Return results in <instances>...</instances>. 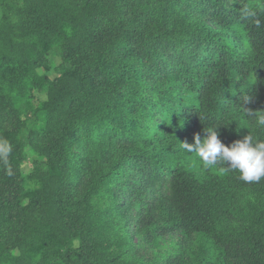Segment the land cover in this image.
Here are the masks:
<instances>
[{
    "label": "trees",
    "instance_id": "obj_1",
    "mask_svg": "<svg viewBox=\"0 0 264 264\" xmlns=\"http://www.w3.org/2000/svg\"><path fill=\"white\" fill-rule=\"evenodd\" d=\"M260 111L264 0H0V264H264V178L181 146Z\"/></svg>",
    "mask_w": 264,
    "mask_h": 264
},
{
    "label": "clouds",
    "instance_id": "obj_2",
    "mask_svg": "<svg viewBox=\"0 0 264 264\" xmlns=\"http://www.w3.org/2000/svg\"><path fill=\"white\" fill-rule=\"evenodd\" d=\"M244 102L249 101L245 98ZM248 112L255 113L251 110ZM255 126L264 129V111H260V115L255 117ZM217 128H205L203 131L206 136L203 139L199 133L194 134L193 143H181L183 150L195 153L205 166L225 165L233 171H238L240 178L245 182H258L264 178V140H257L248 134L230 145H225L219 139Z\"/></svg>",
    "mask_w": 264,
    "mask_h": 264
},
{
    "label": "rangeland",
    "instance_id": "obj_3",
    "mask_svg": "<svg viewBox=\"0 0 264 264\" xmlns=\"http://www.w3.org/2000/svg\"><path fill=\"white\" fill-rule=\"evenodd\" d=\"M229 4H234V0H229ZM23 169H24V172L25 173H30V172H32L33 171V169H34V166L32 165V163H28V164H26L24 167H23ZM173 242V240H169L167 243H163L162 244V246L163 245H168V244H170V243H172Z\"/></svg>",
    "mask_w": 264,
    "mask_h": 264
}]
</instances>
